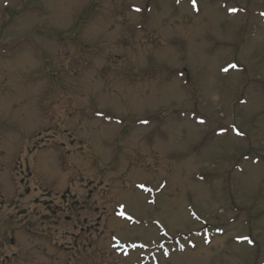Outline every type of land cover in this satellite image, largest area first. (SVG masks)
<instances>
[{"label":"rangeland","instance_id":"rangeland-1","mask_svg":"<svg viewBox=\"0 0 264 264\" xmlns=\"http://www.w3.org/2000/svg\"><path fill=\"white\" fill-rule=\"evenodd\" d=\"M0 264H264V0H0Z\"/></svg>","mask_w":264,"mask_h":264},{"label":"snow or ice","instance_id":"snow-or-ice-1","mask_svg":"<svg viewBox=\"0 0 264 264\" xmlns=\"http://www.w3.org/2000/svg\"><path fill=\"white\" fill-rule=\"evenodd\" d=\"M138 11V10H137ZM234 67V66H233ZM226 71V70H225Z\"/></svg>","mask_w":264,"mask_h":264}]
</instances>
